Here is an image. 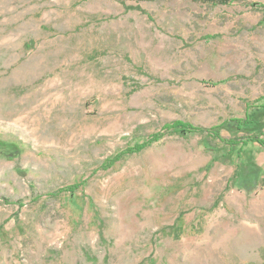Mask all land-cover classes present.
Segmentation results:
<instances>
[{"label": "rangeland", "instance_id": "1", "mask_svg": "<svg viewBox=\"0 0 264 264\" xmlns=\"http://www.w3.org/2000/svg\"><path fill=\"white\" fill-rule=\"evenodd\" d=\"M263 98L264 0H0V264H264V147L166 130Z\"/></svg>", "mask_w": 264, "mask_h": 264}, {"label": "trees", "instance_id": "2", "mask_svg": "<svg viewBox=\"0 0 264 264\" xmlns=\"http://www.w3.org/2000/svg\"><path fill=\"white\" fill-rule=\"evenodd\" d=\"M133 1L152 2L155 0H133ZM195 1L202 3V4L214 5V6H230L235 2V0H195ZM261 102H263L261 106H257L253 108L248 106V109H247V112L244 118L229 119V120L224 121L220 125L215 126L210 129H206L200 126H196L194 124L183 122V121H176L173 124L167 125L166 130L169 131L173 135H181V136L204 135L205 134L211 138L219 140L225 146L230 147L231 150H233L234 148H239V155L241 156L243 149L247 147L250 143H258L264 147V140H262L261 138V137H264V132L263 131L259 132L260 134H257L256 136H253V137L248 136L244 138L242 137V138L227 139L223 137V135L221 134V130H227L231 133L234 131L245 132L248 127L253 126V125L262 124L264 126V98L261 100ZM160 139H161V136H156L154 139L149 141L148 144H151L154 140L158 141ZM0 145L3 146L1 141H0ZM146 145L147 144L137 145L134 148L133 147L128 148L126 152H123L122 154L121 153L118 154L117 157H114L111 160L108 159L109 161L103 165L104 169L112 168L124 156H126L127 154H133L135 151H140L144 149ZM137 147L139 148L137 149ZM79 188H80V184H77L76 186L70 187L68 190H65V191L75 193V191H77ZM60 193L62 192H59V194ZM174 230H175V233L179 232L178 227Z\"/></svg>", "mask_w": 264, "mask_h": 264}]
</instances>
